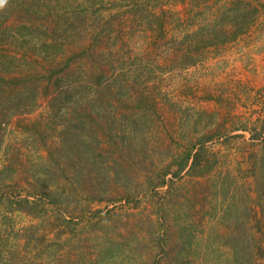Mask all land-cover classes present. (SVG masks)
I'll list each match as a JSON object with an SVG mask.
<instances>
[{"label":"rangeland","instance_id":"obj_1","mask_svg":"<svg viewBox=\"0 0 264 264\" xmlns=\"http://www.w3.org/2000/svg\"><path fill=\"white\" fill-rule=\"evenodd\" d=\"M138 1L143 3L138 11L167 12L170 38L183 41L187 34L200 31L205 41L220 38L201 50L202 58L195 66L184 69L175 59L159 60L149 65L151 76L141 77L136 70L147 65L140 60L146 57L149 42L144 35L151 27L150 21L142 22L123 38L133 59L120 65L124 90L111 99L124 104L52 109L50 97L41 96L35 104L30 91L21 95L11 86L25 76L44 72L53 63L61 67L79 42L89 41L85 32L77 44L73 39L83 25L75 20L84 2L50 0L48 8L43 0H14L23 4L21 8L0 0V182L8 190L19 180L23 184L41 176L44 161L69 153V148L78 145L79 135L89 137L82 152L94 163L88 166L91 171L102 168L96 157L109 162L114 152L133 156L135 148L129 146L137 144L136 159L141 157L138 174L144 180L146 175L163 171L175 151L190 150L191 139L219 132V142L211 145L217 162L202 189L204 196L199 198L205 210L195 217L197 235L188 258L192 264H239L240 259L247 264V252L236 254L226 241L251 235L249 229L236 228V221L249 217L252 206L264 210V0ZM44 5V14H36ZM93 20L88 16V25ZM110 43L106 40L102 46ZM190 45L191 41L185 42L181 49L189 54ZM66 73L57 75L67 81ZM153 100L159 103V118L149 105ZM252 135L255 140H250ZM87 180L90 187L92 182ZM185 182L188 190L194 185L192 180ZM213 185L218 187L216 191ZM200 189L197 185L196 190ZM106 192H111L110 186ZM96 195L87 198L86 207L104 213L113 208L94 202ZM248 197L253 201L249 208L245 207ZM13 216V224L10 217L0 219L5 245L10 243L8 253L12 242L24 243L23 230L41 227L39 221L25 215ZM4 248L0 249V264L8 261ZM29 249L37 264L49 263L47 252L39 249L36 256V249Z\"/></svg>","mask_w":264,"mask_h":264},{"label":"trees","instance_id":"obj_2","mask_svg":"<svg viewBox=\"0 0 264 264\" xmlns=\"http://www.w3.org/2000/svg\"><path fill=\"white\" fill-rule=\"evenodd\" d=\"M6 1L21 8L23 6L14 3V0ZM6 1L4 0L5 3ZM43 1L51 8L50 0ZM83 2L82 7L77 9L79 14H76L75 20L82 21L83 25L76 29L73 39L77 44L85 32L90 37L89 41L79 42L77 50L71 53L61 67L53 63L49 68L43 69L44 72L25 76L11 86L21 95L30 91L35 104L41 96L50 97L52 109L76 108L75 106L93 103H97L100 108L106 104H124L111 99L112 95L124 90L121 83L124 72L120 65L133 59L131 53H127L129 49L123 38L142 22L150 21L151 27L148 31L149 38L144 35L149 42L146 57L143 58L144 61L140 60L147 65L136 70L141 77L151 76L153 70L150 66L159 63V60L175 59L184 69L195 66L202 58L201 50L208 44H215L220 38L210 40L207 37L208 41H205L202 38L205 35H201V31L187 34L183 41L170 38L166 29L169 21L167 12L157 14L144 9L142 12L138 11L143 6L138 0ZM43 8L46 5L37 8L36 14H44ZM90 15L94 20L89 23L92 25L88 31L87 21ZM135 24L137 25L133 27ZM247 31L248 28L243 29L241 34ZM106 40L111 43L102 46ZM116 40L118 42L114 44ZM188 41H191L189 54L181 49ZM58 72H69L66 73L68 80L61 79ZM156 102L153 100L149 105L157 112L154 116L159 118V103ZM219 137L218 132L191 139L190 150L175 151L172 159L164 165L163 171L160 170L156 176L146 175L141 180L138 169L141 157L136 159L139 153L137 144L129 146L135 148L131 150L135 156L114 152L111 153L114 158L109 162L102 156L96 157V160H101L102 168L91 171L88 166H94V163L92 159L84 157L85 153L82 152L83 143L88 142L89 137L77 136L78 145L69 148V153L55 158L50 156L48 161H44L41 176H35L23 184L19 180L15 182L17 186L8 190L0 182V219L3 216L8 218L21 214L41 223V227L23 230L20 236L24 240L23 244H26L14 241L8 253L10 243L5 245L3 222H0V249L5 247L2 253L8 254L6 263L37 264L33 251L29 249L33 246L36 251L41 249L47 252L48 264H192L188 257L197 235L195 217L202 216L205 210V205L199 198L204 196L202 189L207 187L210 173L216 166L217 153L211 145L219 142ZM253 138L252 135L250 140H255ZM88 177L92 182L90 187L87 185L90 184ZM185 179L194 181L189 190ZM197 185L200 186V191L196 190ZM109 186L111 192L105 193ZM213 188L215 191L218 189L216 185ZM120 190L123 191L119 192ZM114 193L116 197L113 196ZM95 195L94 202L105 203L113 208L104 213L102 210L86 207L84 202ZM248 198L245 204L247 208L253 202ZM182 212L186 215L180 216ZM8 219L13 224L16 218ZM241 227L249 229L251 235L244 238L232 237L226 243L236 254L247 252V264H264V210L260 208L257 211L252 206L249 217L244 215L242 220L236 221V228ZM24 248L26 251H23ZM240 261L241 259L239 264Z\"/></svg>","mask_w":264,"mask_h":264}]
</instances>
